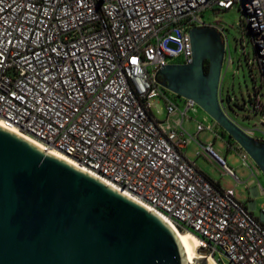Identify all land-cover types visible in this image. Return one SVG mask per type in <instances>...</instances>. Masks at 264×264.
I'll list each match as a JSON object with an SVG mask.
<instances>
[{
    "label": "built area",
    "instance_id": "2783aa9c",
    "mask_svg": "<svg viewBox=\"0 0 264 264\" xmlns=\"http://www.w3.org/2000/svg\"><path fill=\"white\" fill-rule=\"evenodd\" d=\"M235 7L255 47L252 75L259 68L264 88V0H0V120L192 232L198 250L218 264L217 254L232 264H264V215L254 216L234 189H223L185 155L197 142V156L240 183L225 156L200 140L215 126L199 123L188 133L185 121L198 104L171 95L157 77L168 64L193 60L194 27L221 34L226 61L225 28L205 13ZM224 78L220 99L229 115ZM260 88L250 93L255 114H264ZM240 127L264 142L255 129ZM239 155L255 173L240 145Z\"/></svg>",
    "mask_w": 264,
    "mask_h": 264
},
{
    "label": "water",
    "instance_id": "95a60500",
    "mask_svg": "<svg viewBox=\"0 0 264 264\" xmlns=\"http://www.w3.org/2000/svg\"><path fill=\"white\" fill-rule=\"evenodd\" d=\"M190 36L193 60L168 64L158 79L193 99L264 173V142L248 135L222 106L221 34L204 26L192 28ZM202 258L189 256L156 211L0 125V264H215Z\"/></svg>",
    "mask_w": 264,
    "mask_h": 264
},
{
    "label": "rangeland",
    "instance_id": "374dc122",
    "mask_svg": "<svg viewBox=\"0 0 264 264\" xmlns=\"http://www.w3.org/2000/svg\"><path fill=\"white\" fill-rule=\"evenodd\" d=\"M205 18L209 22L220 25L225 28V35L228 39L229 50L227 51L226 61H224L223 72L225 73L223 83V97L226 101V108L230 117L240 126L246 129H255V136L262 138L264 129L261 122L264 120V114H255L250 100V93L261 86V76L259 68L253 70L255 78L252 75L254 57L256 55L255 47L251 41L249 32L242 25V13L238 7L225 11H208ZM231 57V63L229 62ZM261 99L264 103V88H260ZM175 96V94H171ZM157 102V100H155ZM247 102V107L245 103ZM162 107L165 106L163 100L159 101ZM159 119H164L166 114H157ZM199 123L205 126H215V129L206 128L199 134L203 143L213 144L215 149L225 156L228 165L235 171L236 175L241 179L240 183L235 178L222 171L220 165L208 158L207 156H197L200 145L193 141L186 149V155L191 161H195L197 165L204 171L208 172L216 180L221 181L223 189H234L236 197L242 202L248 203L253 201L256 207L253 210L254 216L263 217L264 210V173L252 159V165L255 173L244 165L239 155V144L232 138L226 130H224L204 109L199 105L190 110L188 119L185 121L184 127L188 133L197 132ZM257 129V130H256ZM256 192L254 193V189ZM204 255V252L198 250ZM220 264H232L231 261L217 254Z\"/></svg>",
    "mask_w": 264,
    "mask_h": 264
},
{
    "label": "bare ground",
    "instance_id": "6f19581e",
    "mask_svg": "<svg viewBox=\"0 0 264 264\" xmlns=\"http://www.w3.org/2000/svg\"><path fill=\"white\" fill-rule=\"evenodd\" d=\"M0 125L6 126L1 120H0ZM8 129H10V130H12V131H14V132H16V133L24 136L25 138H27L30 141L34 142L35 144H37L41 148H44V149L50 151L51 153H53V154H55L57 156H60L61 158H64L65 160L71 162L72 164H74V165H76V166H78V167H80V168L88 171L86 168H84L81 165H79L78 162L75 159L71 158L70 156L66 155L65 153L61 152L60 150H58V149H56L54 147H46V145L43 144L41 141L37 140L36 138L32 137L31 135H29V134H27L25 132H22L21 130H19L16 127H8ZM109 184H111V183H109ZM113 186H115V185H113ZM115 187H117V186H115ZM126 194H128V193H126ZM128 195L131 196L130 194H128ZM162 217L170 224V226L173 228V230L177 233V235L181 239L182 243L185 245V247H186V249L188 251L189 256L194 257L196 255H199V256H202L203 257L202 260L203 259H205V260H211L215 264H218V262L212 256H205V255H202L201 253L198 252V239H197V237L192 232H190V231L182 232L167 217H164V216H162Z\"/></svg>",
    "mask_w": 264,
    "mask_h": 264
},
{
    "label": "crops",
    "instance_id": "0c3cea01",
    "mask_svg": "<svg viewBox=\"0 0 264 264\" xmlns=\"http://www.w3.org/2000/svg\"><path fill=\"white\" fill-rule=\"evenodd\" d=\"M185 155H186V150H185ZM204 156V155H203ZM186 157H187V155H186ZM188 158V157H187ZM190 160V159H189ZM193 162H195V161H193ZM195 164L197 165V163L195 162ZM197 167L209 178V179H211L212 181H214L215 183H217L218 185H220L221 187H222V183H221V181L220 180H216L214 177H212L208 172H206V171H204V170H202L198 165H197ZM256 190V188L254 189V193L257 191H255ZM248 205H249V207H250V209H252V210H254V208L256 207V205H255V203L253 202V201H249L248 202Z\"/></svg>",
    "mask_w": 264,
    "mask_h": 264
},
{
    "label": "trees",
    "instance_id": "16d2710c",
    "mask_svg": "<svg viewBox=\"0 0 264 264\" xmlns=\"http://www.w3.org/2000/svg\"><path fill=\"white\" fill-rule=\"evenodd\" d=\"M205 70H206V72H208V70H209V63H208V61H206V63H205Z\"/></svg>",
    "mask_w": 264,
    "mask_h": 264
}]
</instances>
